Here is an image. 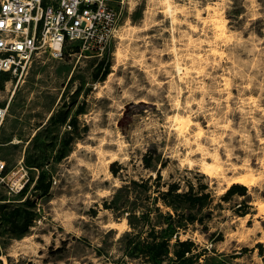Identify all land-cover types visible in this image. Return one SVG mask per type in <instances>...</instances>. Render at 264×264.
I'll return each mask as SVG.
<instances>
[{
	"label": "rangeland",
	"instance_id": "rangeland-1",
	"mask_svg": "<svg viewBox=\"0 0 264 264\" xmlns=\"http://www.w3.org/2000/svg\"><path fill=\"white\" fill-rule=\"evenodd\" d=\"M113 5L122 7V21L102 57L43 56L0 89V105L9 104L0 160L8 171L40 157L52 178L47 196L33 189L34 167L26 166L23 196L7 194L0 183L4 264H123L120 237L130 228L104 202L142 180L149 206L167 184H178L176 193L191 184L193 193L209 194L194 202L173 197L175 207L157 203L151 222L166 229L171 215V248L178 237L194 242L195 264H264V0ZM100 60L109 67L104 80L96 79ZM58 111L69 116L66 124L34 137ZM70 117L77 131L68 127ZM67 130L74 139L56 161ZM150 149L146 168L142 158ZM246 175L254 184L223 200L226 187ZM23 209L34 219L25 233L14 232Z\"/></svg>",
	"mask_w": 264,
	"mask_h": 264
},
{
	"label": "built area",
	"instance_id": "built-area-1",
	"mask_svg": "<svg viewBox=\"0 0 264 264\" xmlns=\"http://www.w3.org/2000/svg\"><path fill=\"white\" fill-rule=\"evenodd\" d=\"M121 21L122 7L113 0H0V76L21 77L43 56L61 60L74 52H94L102 57ZM8 111L9 104L0 105V138ZM28 182L22 162L7 171L0 160L7 194L19 195Z\"/></svg>",
	"mask_w": 264,
	"mask_h": 264
},
{
	"label": "trees",
	"instance_id": "trees-1",
	"mask_svg": "<svg viewBox=\"0 0 264 264\" xmlns=\"http://www.w3.org/2000/svg\"><path fill=\"white\" fill-rule=\"evenodd\" d=\"M97 74L101 75L96 77L98 80H104L109 74V67L108 64L105 63V60L99 61L97 65ZM8 80H10L9 74H1L0 89H3L4 83ZM68 118V115L59 113V111L53 113L47 123L37 130L34 137L38 136L42 130H48L51 126H61L66 124ZM67 125L73 131H77V121L75 117H70ZM73 139L74 136L71 130L65 131V136L62 140V147L59 155L56 157V161H61L66 157V149L69 147ZM151 151L152 149H150L142 158L144 167L146 168L150 167ZM42 164L43 162L40 157L35 160V162H32L29 159H27L26 162V166L34 167L38 170L33 189L40 192L42 196H47L52 187V178L50 174H47V172L42 169ZM119 167L117 161L111 164V171L114 176L119 173ZM161 178V172L158 171L155 178L157 189L160 187L159 182ZM28 186L29 182L19 195L23 196ZM166 186L167 190L165 192L158 190V196H155L153 199L152 204H155V206H149L148 203L144 202L145 198L142 196L148 189V180H142L140 183L131 181L129 184L119 187L112 195L110 201L106 200L104 202L105 209L112 210L115 214V218H122V216H125L130 228V231L125 232L120 237L121 241L126 239L123 246L125 257H123V264H128L126 258L137 260L139 264H195V256L192 254L195 247L193 241H181L177 237L175 244L171 248V236L176 231V227L171 223L173 222L171 215H169L170 223L168 228L158 229L156 224L151 222V214L159 210L157 203L160 200L175 207L171 204L173 197L179 198L184 202H194L196 200L201 201L207 199L209 194L202 193L197 195L193 193V186L191 184L188 191L181 193H176L179 190L178 184L173 183L167 184ZM207 188L208 186L205 184L200 185L202 191ZM133 189L135 191L134 197L130 195ZM245 189L246 188L243 185L233 184L223 194L222 199L228 200L236 194L243 195ZM24 201H29L28 196ZM174 209L176 210V208ZM19 215L21 221L16 222L14 220L12 223V231L25 233L28 231L29 226L34 219V214L30 210L23 209L20 211ZM185 219L188 223L195 221V218L190 215H187Z\"/></svg>",
	"mask_w": 264,
	"mask_h": 264
},
{
	"label": "bare ground",
	"instance_id": "bare-ground-1",
	"mask_svg": "<svg viewBox=\"0 0 264 264\" xmlns=\"http://www.w3.org/2000/svg\"><path fill=\"white\" fill-rule=\"evenodd\" d=\"M254 181L255 180H254V177L252 175H246V176L238 177L237 179H235L232 183H230L226 187L225 192L234 183L240 184L243 186H247V187H251L254 184ZM255 205H257V204L255 203ZM260 211H262V208H260Z\"/></svg>",
	"mask_w": 264,
	"mask_h": 264
}]
</instances>
